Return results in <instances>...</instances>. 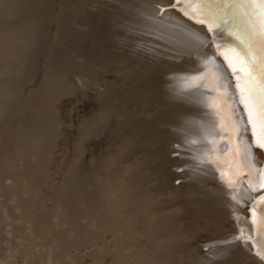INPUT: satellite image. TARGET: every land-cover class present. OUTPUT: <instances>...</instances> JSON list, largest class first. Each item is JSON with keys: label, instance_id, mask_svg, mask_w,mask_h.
Returning a JSON list of instances; mask_svg holds the SVG:
<instances>
[{"label": "rangeland", "instance_id": "obj_1", "mask_svg": "<svg viewBox=\"0 0 264 264\" xmlns=\"http://www.w3.org/2000/svg\"><path fill=\"white\" fill-rule=\"evenodd\" d=\"M41 1L29 0V4L26 0L23 15L0 7V108L8 113L0 114V264L169 263L158 244L169 238L186 239L187 235L162 227L160 220L161 224L181 222L176 211L183 209L185 222L201 223L196 228H200L199 233L206 223L215 222L201 207L202 199L191 185L197 178L179 162L170 168L166 161L162 165L144 155L145 149L134 134L148 129L146 120L154 115L148 110L122 113L118 109L110 77L120 68L115 69L112 58L105 57L104 46L86 50L67 46L64 36L72 17L65 15L68 19L59 22L58 33L39 27L31 29L22 44L12 41L13 33L24 31L25 23L44 21L49 16L47 9L52 16L58 15L61 0V5L57 0L51 7L50 0ZM34 7L45 10V15L38 19L29 15ZM104 10L116 12L112 5ZM102 19V23L106 21ZM102 25L113 37L116 31H126V23L119 25L113 17ZM4 35L8 36L5 40ZM10 46L11 55L5 53ZM147 56L152 63L154 52ZM163 146L164 152L167 145ZM176 155H165L164 159L181 162L182 157ZM161 172L164 175L158 180ZM168 184L172 189L167 190ZM159 202L164 203L163 214L168 215L156 220L158 212L150 209ZM222 220L220 217L219 222ZM201 250L207 253L210 247ZM205 257L208 262L222 264L215 254Z\"/></svg>", "mask_w": 264, "mask_h": 264}, {"label": "bare ground", "instance_id": "obj_2", "mask_svg": "<svg viewBox=\"0 0 264 264\" xmlns=\"http://www.w3.org/2000/svg\"><path fill=\"white\" fill-rule=\"evenodd\" d=\"M58 1H48L51 4L49 6L58 4ZM61 3L59 1L61 6L57 5L58 15L52 16L50 13L53 12L47 9L46 14L49 16L44 21L25 23L26 27L22 29L26 33L19 29V32L13 33L12 41L16 45L22 44L26 41L25 35H30L31 29L39 27L45 32L51 30L58 33L59 22L63 18L67 20L66 16L72 17L74 22L68 20L70 26H67L70 28L67 27L68 31L64 36L67 46L83 50L104 46L105 57L112 58L115 69L120 68L110 77L116 91L114 93L117 94L115 103L118 109L122 113L148 110L154 115L146 120L145 126L148 129L134 134L145 149L144 155L151 160L153 158L160 161L162 165L166 161L165 164L170 165V168L179 163L180 166L188 167V173L197 178L191 181V185L202 199L201 207L215 220L205 222L206 225L201 227L203 229L199 233L200 228H196L201 223L185 222V211L180 209L176 213L180 218L178 220L182 218L181 222L161 224L160 219L167 214H163L164 203L152 205L150 210L154 214L158 212V218L155 217L160 220L157 222L159 225L170 230L177 229L179 235H187L186 239L176 237L169 241V238L158 244V247L156 244L160 252L164 249L163 256L166 254L170 259L169 263H164L160 256L161 261L164 264H216L206 261L205 257L215 254L218 263L221 261L222 264H264V256L258 254L261 248L259 242H264V232L253 223V211L259 216L260 209L264 207V187H261L264 185V149L254 142L255 137L238 86L241 81L237 78L238 73H234L230 66L234 54L253 63L257 85L264 72V37L258 31L253 37L249 19L245 15L252 11L251 6H244L241 10L236 5L212 3L206 6L210 12L207 19L197 22L184 15L178 7H170L174 0H61ZM0 4V7L16 9L14 14L23 15V10L27 9L24 7L26 0H1ZM110 5L116 12L111 11V14L104 10L110 9ZM30 6H33L32 3ZM44 11L35 8L28 14H35L38 19ZM97 14L102 17L98 18ZM122 16L128 19H123ZM111 17L117 19L119 25L126 23V31L122 34L116 31L114 37L107 34L102 24L105 22L106 25ZM100 18L106 21L102 23ZM53 33L50 35L53 36ZM7 37L4 35V40ZM109 42H112L111 47ZM11 50L12 46L5 53L11 55ZM149 52H154L155 55L152 63L148 61L149 58L146 59ZM133 62H136L135 66L132 65ZM0 109L1 116L8 114L7 109ZM164 143L167 148L163 152ZM172 144L177 145L176 148L169 146ZM174 153L182 157L181 162L164 159L165 155ZM154 165L155 163L152 167ZM161 173L158 180L164 175ZM172 175L177 179L176 175ZM128 186L125 188L128 189ZM168 186L167 190L172 189V186ZM161 190L165 189L161 187ZM220 217L224 218L221 222ZM152 221L155 220L152 218ZM198 235L216 240L212 243ZM181 243L186 246H181ZM206 245L210 247L207 253L201 250Z\"/></svg>", "mask_w": 264, "mask_h": 264}, {"label": "snow or ice", "instance_id": "obj_3", "mask_svg": "<svg viewBox=\"0 0 264 264\" xmlns=\"http://www.w3.org/2000/svg\"><path fill=\"white\" fill-rule=\"evenodd\" d=\"M212 3L236 5L241 10L244 6H251L252 11L245 15L249 19L252 35L254 37L258 31L264 37V0H174L170 7H178L189 18L195 19L197 22H204L210 15L206 6ZM230 66L234 73H238L237 78L241 81L238 86L242 93V101L247 109L249 123L255 137L254 142L264 149V72L261 73V79L257 85L253 63L243 59L239 54H234L230 60ZM253 223L264 232V207L260 209L259 216H256L253 211ZM259 243L261 248L258 254L264 256V242Z\"/></svg>", "mask_w": 264, "mask_h": 264}]
</instances>
